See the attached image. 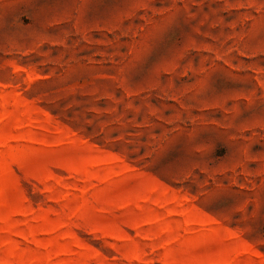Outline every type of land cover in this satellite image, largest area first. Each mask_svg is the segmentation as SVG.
<instances>
[{
  "label": "rangeland",
  "instance_id": "374dc122",
  "mask_svg": "<svg viewBox=\"0 0 264 264\" xmlns=\"http://www.w3.org/2000/svg\"><path fill=\"white\" fill-rule=\"evenodd\" d=\"M0 264H264V0H0Z\"/></svg>",
  "mask_w": 264,
  "mask_h": 264
}]
</instances>
